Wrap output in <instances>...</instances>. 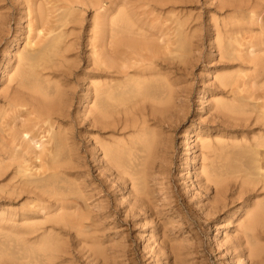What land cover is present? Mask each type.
Returning a JSON list of instances; mask_svg holds the SVG:
<instances>
[{
    "label": "rangeland",
    "instance_id": "obj_1",
    "mask_svg": "<svg viewBox=\"0 0 264 264\" xmlns=\"http://www.w3.org/2000/svg\"><path fill=\"white\" fill-rule=\"evenodd\" d=\"M46 1L44 2L43 0H36L37 3H41L42 6L50 8V9H53L51 7L53 4H56L57 1H58L57 3H60L59 0H51L50 2L53 1L52 3L50 2L47 3ZM108 1L109 0H103L104 4L106 3V6L109 5ZM122 1H126V0H122ZM145 1L146 3L144 4ZM224 1H227V5L222 10V8H219L218 6L219 5L218 0H208V1L207 0H169V1L165 0V3L163 5H159V4L153 5V2H151L150 0H148L149 2L148 4H147V0H127V2H121L119 0L118 2L114 1L116 2L114 3L116 5V8L114 7V4L112 5L114 8V11L111 12V10L110 11L108 10L109 12L106 13L108 17L112 15L115 19L116 18L118 19L120 16L119 13L122 7L121 5H123L122 3H124V8L128 12V16H133L131 14L134 13L133 11H136L134 9L136 8L137 10L141 11L140 12L141 15L139 14V11H136L139 14L138 17L142 18V19L140 18L142 20L140 22L145 23L146 19L150 20L152 18V22L151 21L149 22L150 24L153 23L151 25L148 24V21H146L145 24L141 23L143 29L147 30L153 25H155L157 28L160 27L164 30L165 34L162 33L164 34L162 39L166 40L169 37L167 40L170 39V42H171L172 38L173 39L175 38L171 42V44H174L171 47V50L172 49L173 50L170 52L167 51L166 55L168 56H166L165 54H163L165 56H163L162 54H159L160 56L161 55L162 56L161 57L157 56L158 58L155 57L153 59V62L154 61L155 62L154 63L152 62L151 66L154 67L158 71L153 74L150 73V75H148L149 73L147 74L145 73L146 75H143L142 77L141 76L135 77L137 78L136 81L131 82V83H134V82L137 83L140 93L141 94L143 93L148 98L146 99L147 101L145 103L147 104L146 105L147 108L145 109L146 116H147V117L145 116V120L147 122L144 125V130H139V129H135L130 124H128L124 128H122V124L120 125L115 124L116 126L109 124L108 128L100 129L99 125H94L91 123V121H88L89 117L91 116L90 115L91 113L88 112L89 106L93 103L95 99V96L93 97V94L90 93V90L93 87V83L98 80L97 79L98 77L96 78L95 72L93 71L94 69H96V67L95 65H92L93 64L92 58L94 57V55L92 53L93 52L92 47H90L91 45H89L90 39L88 36L92 34L91 32L92 30L96 31V33L99 32L100 26H102L101 24L103 22L102 20H100L101 17H103L102 15H99V19H97V25L93 26L94 27L93 28L92 24L90 25V23H93V16H94L95 11H93V9L91 10V8H87L86 10L84 9L85 11L82 10L80 12L82 15L79 13L78 15L71 16L72 22H68L65 26L61 27L62 28L61 30L63 32L62 39L64 43H66V45L69 47L68 49L69 51H67L68 53L67 52L64 54L62 53V56H61V55H58L59 52L57 48H53L52 50L46 49L45 50L46 53L44 54L45 56H43L42 58L40 56H42L43 54H40L39 57L35 58L33 61H26L24 59H18V58L17 60L16 59L17 51L15 50L19 48L21 49V47H23L21 46V44L27 40L25 35H27L30 32L28 34L29 39L31 37L32 38L35 37L32 39V43L30 44L35 48H38L39 46H41L39 44L40 42H44V40H42L44 36L41 33L37 34L35 30L36 26L39 25V21L37 20V18H35L36 17L35 12H33L34 14L32 13L30 15V17L31 16L33 17L32 23H35V27L33 24L31 26V29L33 27L34 28L27 32V30L30 29L27 24L29 16L25 15L27 14L26 6L25 7L22 6L23 4L26 5L25 0H22L21 2L20 0H0V16L5 17V19H3L4 17L0 18L2 20V22L0 21V24H5L4 27L3 25L0 26V29L2 28L0 30V38H2L0 39V70H2L0 71V73L2 74L0 75V78L3 81L2 82L0 80L2 82L0 83V97H1L0 109L4 107L3 104L5 102V100L2 97L3 90H5L7 84L10 83L6 79L13 72L14 69L18 68L20 69V72L23 71L22 73L25 75L24 77H22L24 84H26L28 87H31L37 84L39 87L38 93L37 92L33 93L34 98L36 100L33 102H37L39 103V105L46 108L45 110H49L50 116H52L51 122L53 124V129H54V130L52 129L54 139L53 138L49 139L50 132L41 131V130L39 132V138L41 141H44V142L46 140L44 144L45 148L47 147L49 148L50 145L51 146L55 144L58 145V147L55 149H57V153H58L57 159L59 161V164H61V168H59L60 171L58 172L57 175H55L54 178H51L49 180H42L41 182H39L40 187L35 190L36 192L41 194L42 198H37L33 195V193L29 192L27 188L28 186H26L27 190L21 189L22 187H19V185L16 186V184H18L17 181L20 177L16 176L14 172L15 171L14 168L16 165L15 163L16 160H18L17 163L19 164L22 163V165L26 163L25 166L29 168L32 167L31 171L34 172V174H36L31 177L39 178L41 177L42 174H38L37 172L38 170H36L35 166H33V165L39 166V160H37L38 158L34 159L32 155H31L32 157L27 155L25 158L27 160H24V158L17 157V158H12V161L9 159L10 161L9 163L2 149L3 147L0 144V146L2 147L0 148V182L2 183V184L0 183V264L2 263L3 264H11V263L12 264H31V263L44 264L46 260H49V262H51L52 264H55V263L56 264H102V263L103 264H251V263L252 264H264V215L259 218L258 222L256 223L255 230H254L256 235L259 234L258 232H260V230L263 231L262 233H260V236L263 238L261 239V237L259 236V238L256 241L254 242L250 241L249 243H244L243 238H242V231H246V226H245L246 218H247L246 213L253 207L254 204L259 205L261 208H263V211H264V187L261 185V183H257V184L250 183L251 182L250 180L251 179L254 180L256 177V174H255L256 170H253L252 172V169L249 163V160H250V157L253 151V146L256 147V144L258 141L264 143L263 139H261L260 137H257L264 133L262 131L263 123H261L263 121L259 117L257 118V113L255 111L256 108L254 106L253 107L255 109L251 107L252 106L251 103L253 104L256 103V105L259 102L264 103V98H263L264 97V94H263L264 93V90H263L264 89V52L259 51L256 54H252V53H248V51L247 50L245 51L244 49V46H246L245 43L247 42L246 40H248L249 42L253 41L252 43L255 44V41L257 38H258L257 41L259 40L261 42L264 38L263 37L264 36L263 35L264 26L262 28V25H264V18H262L264 17V11H263L264 10V0H259L258 2H254L255 0L254 1L244 0L245 2L243 0H238V2H236L237 0H224ZM239 1L241 2L239 3ZM139 2L140 3L143 2V4H140ZM164 7L167 8V11H164L166 10ZM131 8H133V10H131ZM160 8L163 10H159ZM154 9L158 10L156 14H154L155 13L153 11ZM177 9L178 11L179 10L180 11L177 12ZM239 9L242 12L246 10L247 12H249V14L246 11L245 12L248 15L245 12L244 13L246 15L244 13H240ZM129 10H131L132 13H130ZM254 10L257 11L256 13L259 12L258 13L259 16L253 12ZM163 12L167 15L163 14ZM55 13L53 11V14H52L53 18L52 16L49 17V19H52L54 22L57 20V15L54 18ZM160 13L161 15H159ZM253 13L257 16V20L259 23L255 20L254 15L253 17H251V14ZM135 14L133 18H137L135 17L137 16ZM175 14L176 15L178 14V16H176ZM242 14L247 17L242 16ZM153 15L154 16L156 15V17H154ZM179 15L181 16V18H179L180 17ZM231 15L233 17H231ZM168 16L171 17V19ZM147 17L150 19H148ZM172 18L174 21L176 20L179 23L178 24L175 23V25L173 22H172L173 24L170 23L171 21H173ZM234 18L235 19L237 18L236 20L238 21H236ZM261 18H262V21H261ZM52 20L50 24L53 26L54 24ZM153 21L156 24H154ZM159 21H160V25L158 23ZM225 22L226 23L229 22V23L225 25L226 24ZM146 24L149 26H146ZM169 24H172L174 26L169 25ZM111 25L114 28L117 27L116 24L111 23ZM252 25L254 28H252ZM164 26L165 27L168 26L166 27L167 29ZM180 26H182V28ZM241 26H242V29L244 30H240ZM176 27H179V28H176ZM188 27H189V31H188ZM248 27L250 28L249 29L250 31L247 30ZM160 28L158 29L160 30ZM216 28H219V29H216ZM162 29L160 32L163 31ZM177 29H178L177 33L179 34L176 33ZM86 30H87V33H86ZM192 30L194 32H192ZM233 31L235 33L237 32L236 33L237 35H235ZM247 31H248V34H247ZM213 32L214 33L216 32V33L214 34ZM172 33L173 34L176 33V34L173 36ZM191 33L193 37L191 36ZM221 34H223L224 36H222ZM250 34H252V36ZM177 35L178 37L181 35L180 36L181 42L177 41L179 39L177 38ZM260 35H263V36H260ZM13 36H15L16 38ZM166 36L168 37L166 38ZM24 37L26 39L25 41L23 39ZM74 37L75 39L73 43ZM187 37H189L190 39H187ZM191 37L193 38V40ZM250 37L251 38L253 37L254 39H251ZM255 37L257 38L255 39ZM68 41H69L70 46L68 45ZM241 41L245 42V43H242L244 46L240 45ZM259 41L258 43H260ZM10 42L13 44H11ZM33 42L39 43L37 44L39 46L36 47L35 46L36 44H34ZM162 42L163 41H160V44ZM75 44L77 46H75ZM178 44H180L179 45L181 47L180 50L179 48L178 49L176 48V46L178 47ZM14 45L17 46V48ZM22 45H24V43ZM5 48H7L8 50ZM188 48L189 49L192 48L190 49L192 51H190ZM255 48L257 49V47ZM122 49L123 48L119 49V51H121ZM174 49L175 50L177 49V51H175ZM235 49L237 53L235 52ZM242 49L246 53H243L244 51ZM238 50L241 54L238 52ZM80 51H81V54H80ZM87 53L90 55H87ZM234 54L236 55V57L238 56L236 60H235L236 57H234L235 56ZM67 55H69V57L66 58ZM86 55L88 56L89 61L86 60L87 59ZM239 55H241L242 57L241 56L239 57ZM10 56H12L13 58ZM116 56H117V59H119L118 57L121 56L118 53V51L116 53ZM258 56L261 57V59L257 63H251L250 60H248L250 57L254 58ZM164 57H167V59H165ZM168 57L170 58L169 60H168ZM175 57H177L178 59ZM10 58L12 59V62ZM58 59H60L61 62H59ZM117 59L116 61L118 62ZM84 60L87 61L85 64H84L85 62ZM245 60H247L248 62ZM170 61L174 64L172 65ZM7 62L11 63L10 64L11 66L7 65L8 64ZM39 62L41 64H39ZM89 62L91 63L89 64ZM74 63L76 65H73ZM233 63L234 65L236 64L234 67H233ZM88 64L90 66H88ZM247 64H249L248 67H247ZM63 65H65V67H63ZM163 65L167 66L165 67V69L167 70L170 68L169 69L170 72L169 71L167 72V70H164ZM237 65L239 66L240 69L238 68ZM92 66H94L95 68H93ZM251 66L255 70H253ZM11 67H13V69ZM69 67L71 68V70H69ZM161 67L163 68V70L161 69ZM66 68L68 72L66 71ZM52 70H55V72L52 73L51 72ZM35 71H38L37 75H35L34 73ZM62 71H64V73H62ZM90 71L92 73L88 74V72ZM237 71L239 73L241 72L240 76L237 75L238 73ZM76 72L78 73L82 72V73L78 74ZM244 72H247L246 73L247 76L251 74L250 75L251 78H248L250 76L246 77L245 74L242 75ZM57 73L58 74L62 73V74H60V76L56 78V75H58ZM84 73H85L86 78L83 76ZM47 75H50V76H47ZM144 76H146L147 79ZM258 76L260 79L258 78ZM168 77L171 79H169ZM84 78L86 80H84ZM172 79L173 80L175 79V80L173 81ZM223 79H227L229 83L222 84ZM232 79L233 80L236 79V82L235 80L233 81ZM237 80L239 83L237 82ZM67 81L69 82V85H67L68 84ZM178 81H180V83ZM216 81H217V84H216ZM232 81H233V84H231ZM60 82L62 86L60 85ZM88 82H90L91 84ZM211 82L212 83L215 82V83L212 84ZM171 83H174L175 86H172ZM11 84H13V82ZM214 84L216 85L214 86ZM237 86L239 89L241 88L242 89L237 91L238 90ZM86 87L87 88L89 87L88 91H86L87 90ZM228 87H232V89ZM173 88H176V89H173ZM230 89H231L232 95L237 96V99L241 98V97H238L239 95H241L242 98L245 99L246 102L244 103L242 101H238L234 99L235 97L230 94V91H229ZM64 90H67V91H64ZM225 90H227L226 93H225ZM214 91L217 94L214 93ZM251 91H252V94H250ZM39 92L41 93L40 95H39ZM176 92H179V95ZM218 92L219 94H221L222 92V95H218ZM86 93H87V96H86ZM88 94L92 96L90 95L88 96ZM177 95L178 97L176 99ZM250 95H253V96H250ZM228 96H231V97H228ZM84 97H88V99ZM37 98H39V100ZM199 98H202V99H199ZM251 98L252 100H250ZM60 99L62 102L60 101ZM260 99H263V101L261 100L262 101L261 102ZM183 100L185 101V103ZM151 103L153 104L155 103L154 108L151 107V105H149ZM168 104H171V105H168ZM176 104H178L179 106L178 105L176 106ZM181 104L182 105L184 104V105L182 106ZM222 105H224L223 107L225 108H223ZM25 106L27 109L23 106L24 108L22 111H25V109L29 110L30 108H32L28 104H26ZM19 107H17L18 110H21L22 107L20 108ZM172 107L174 110L171 109ZM222 108L225 110H222ZM166 111H168V114L166 113ZM11 112L12 111L10 110H7L5 112V118L8 122L7 123L8 125L6 127H4L3 125V128H2L1 127L2 125L0 124V127L3 129L2 130L3 132L7 130L5 133H2L0 129L1 131L0 136H2L4 139L8 138L9 132L11 133V131L15 128L14 124L24 125L25 128H29V129L32 126V125L30 126L29 123H30V119L34 118V114H29L27 113L28 111H26L24 112L25 115H23L24 114L23 112L20 113V111H18L20 116L17 115V120H15L16 122H14L12 121V116L15 115V113L13 112L11 113ZM222 113L224 116L222 115ZM6 114H10V115H6ZM176 114L178 117L173 118L174 115L176 117ZM159 116H161L160 119H159ZM251 117L254 119L252 120ZM18 118L21 119V121L18 120ZM57 118H59V121ZM148 118H150V120ZM169 118H171L170 121H168ZM151 120L154 123L153 125H151L152 122L149 125V122ZM222 120H224L225 122H223ZM249 121H251V123ZM227 122L230 124H228ZM236 123H240V126L235 127L234 124ZM161 124L163 125V127ZM45 125H46V128H48L47 122H43V123L39 122L36 125L32 126L31 129L34 128V130H31V131L38 130L39 126H44L45 128ZM154 125H155V129L157 128L156 126H158L157 129H160L159 130L160 135L158 134V132L155 133L154 135V132H155V129H153ZM86 126L89 129L85 128ZM215 126H218V127H215ZM254 127L255 128L258 127L257 128L258 130L255 129ZM64 128L66 129L68 133H66ZM113 128H115L116 130ZM161 128L164 129V132H163V129L161 130ZM219 129H221L222 131ZM101 131H103L104 134ZM258 131H259V134H258ZM207 134L209 136L211 135L210 136L211 138ZM5 135H6V138H5ZM40 135L42 136L40 137ZM198 135L199 136L202 135V136L199 137ZM45 136L48 138V140L46 139ZM102 137H104L105 139H103ZM185 137L186 139H184ZM183 139L185 140L184 143H183ZM205 141H208L210 144H212L210 147L211 153L208 154V156L207 154L206 156L204 155L205 154L204 151L206 149L202 147V144ZM66 142L68 143V146ZM251 142L253 144H251ZM0 143H1V139H0ZM192 143L193 144L195 143V145L197 146L193 145ZM151 144L155 145V146L153 145L154 150ZM159 144L161 145L159 146ZM167 144L169 145V147L167 146ZM189 145L191 146V148L189 147ZM51 146L50 148H52ZM240 146H242V148ZM157 148L158 150L160 148L159 152L157 151ZM189 148H190V151H189ZM256 148L260 152L263 151L262 146H259ZM44 153H47V149L43 152V154ZM68 154H72V155L68 156ZM155 154L157 155L154 156ZM194 154L195 156H193ZM113 155L115 156V160H116L114 166L107 163L108 160ZM72 156L76 161L72 158ZM146 156L148 158H146ZM96 157H100V159L99 158L97 159ZM166 158H167V161H166ZM150 159L153 160L151 161V163L153 162L152 165L149 162ZM145 160H146V163H145ZM147 160L149 163H147ZM35 162H37V164ZM7 163H9L8 166H7ZM78 163L79 164L81 163V164L78 165ZM148 164H150L151 167L153 166L152 167L153 170L150 169V166H148ZM10 167H11V170L13 169L12 170L13 174H12V171L10 170ZM158 167L161 170H159ZM114 168L116 171L114 170ZM195 168H197V170ZM145 169L146 171L144 174L143 171ZM77 171H78V174H77ZM147 171H148V174H147ZM149 171H151L150 173L153 174L154 177L152 175L150 177ZM196 171H198L199 173ZM263 171H264V168H263ZM27 172H30V171H27ZM66 172L68 173L66 174ZM98 173H100L101 175H99ZM74 174H75V180L73 179ZM111 175L113 176L112 179H111L112 177ZM207 175H208V179L206 180ZM100 176H104V177H100ZM197 176L199 179L197 178ZM146 177L148 178V180ZM22 179H26V177H22ZM195 179L196 181H194ZM121 180H124L125 183H123V181ZM146 180L147 182H145ZM215 181L219 182L220 185H222L223 187L226 186V190H227L225 194L226 200L225 201L222 200L220 202L219 206L221 208H218V209L213 207L214 203H217V202L219 203V201H217L219 199V196L217 192H215V187H214ZM78 182L83 183V184L82 183L80 184L81 188L78 186L79 185ZM84 182H85V185H87L86 188H85ZM240 182H243L241 189L239 188V185H238ZM66 183L69 186L66 185ZM147 183H148V186H147ZM81 185L82 186L84 185V187H82ZM202 186H204V188ZM84 188H85V191H84ZM147 188H149L150 191ZM254 188H255V191H253ZM146 190H148L149 192ZM50 193L52 196L50 195ZM149 193L151 194V196ZM87 194L91 196L93 194V196L90 197ZM29 196L30 197L32 196L33 198L31 197L32 198L31 199ZM49 196L51 197L48 198ZM60 197L63 202L62 204H60L61 209L56 203V201H54ZM85 198L87 201L85 200ZM88 198L89 199L91 198L90 201L95 204L94 205L95 207L93 206V203H91L90 201L88 202L89 200ZM148 198L150 200H148ZM77 201H79V205ZM99 203L100 205H102V209H104L103 211H101L102 209ZM103 205L104 206L108 205V206L107 207L105 206L106 208H104ZM142 205L144 207H142ZM245 205H248L249 207ZM87 206H88V209H87ZM210 206L211 208H209ZM52 207H53V210L55 209L54 211L52 210ZM8 208L12 212H10L9 210L7 211ZM213 208L216 209V212ZM105 209L109 211L107 212ZM89 211L91 212L89 213ZM102 212H104L107 217H103L105 215H103L104 213ZM207 212L208 213L210 212V214H208ZM47 213L51 217L52 216L54 217L58 213L69 214L70 215L69 218H72V217L76 218L77 215L82 213V214H85L87 218L85 219L86 221L84 220L82 226L76 227L75 225L73 226L67 225V226H62L63 228L62 230H60L57 227L52 228L49 222L46 221L45 215H47ZM88 214H90V216ZM94 218H95V222L92 221L94 220ZM98 218H99V221H98ZM36 222L37 224H35ZM30 224L35 225V227L37 228V230L33 233H28V230H30ZM97 224L100 227L96 226ZM2 225L4 227H2ZM98 230L100 233L98 232ZM74 232L78 234H75ZM46 233L50 234L51 237H54L52 243L49 242L48 244L49 245L54 244L58 246L61 245L59 246L61 247L60 249L61 252L59 250L55 251L53 252V256L42 254L43 252L40 250V247H42L43 245L39 243V240L43 238ZM86 236L87 238H84ZM85 239L86 240L89 239L87 240V242L93 239L95 243L92 241L90 245V242L87 243ZM95 239L97 241H95ZM229 241L231 242V245ZM92 243L94 245H92ZM249 247H252V248L256 247L260 252L259 255L251 258L248 254ZM232 252L235 253L234 254L235 256L233 255ZM101 254H104V255H101ZM101 257L103 258L101 259ZM60 259H63V260L60 261ZM63 261H66V263ZM71 261L74 263H72Z\"/></svg>",
    "mask_w": 264,
    "mask_h": 264
},
{
    "label": "bare ground",
    "instance_id": "obj_2",
    "mask_svg": "<svg viewBox=\"0 0 264 264\" xmlns=\"http://www.w3.org/2000/svg\"><path fill=\"white\" fill-rule=\"evenodd\" d=\"M22 0H20V2H21ZM44 2L46 1V0H43ZM51 0H47L46 2L48 3V2H50ZM60 1V3H57L56 1V4H58V5H56V4H53L52 5V7L51 8H53V9H50V8H47V7H44V6H42V4L41 3H37L36 2V0H25V3H26V5H24L23 3V5L22 6H26V12H27V14H25V15H28L29 17H28V22H27V24H28V27L30 28L29 30H27V32L28 31H30V30H32L34 27H35V23H32V19H33V17L31 16L30 17V15L33 13V12H35V15H36V17L35 18H37V20L39 21V25H37L36 26V28H35V30H36V32H37V34H39V33H41L43 36H44V38L42 39V37H41V39L42 40H44V42H40V44L39 43H36V42H33L34 44H36L35 46L37 47V46H39V45H41V46H39L38 48H35V47H33L32 45H30L31 43H32V39L33 38H35V37H31L30 39H29V37H28V34L30 33H28L27 35H25L26 36V39H25V37L23 38L24 39V41L25 42H23L24 43V45H22L21 44V46H23V47H21V49L19 48V49H17V50H15V51H17L16 53H17V55H16V59L18 58V59H24V60H26V61H33L35 58H38L39 57V55L40 54H43L42 56H40L41 58L43 57V56H45L44 54L46 53L45 52V50L46 49H49V50H52L53 48H57V50H58V52H59V54L58 55H61L62 56V53L64 54V53H66L67 51H69L68 49H69V47L66 45V43H64V41H63V32H62V28L61 27H63V26H65L68 22H72V17L71 16H73V15H78L82 10L83 11H85L87 8H91V10L93 9V11H95L94 12V16H93V23H90V25L92 24V27L93 26H95V25H97V19H99V15H102L103 17H101V19L100 20H102L103 22H102V26H100V29H99V32L98 33H96V31H91L92 32V34L90 35V36H88L89 37V39H90V44L89 45H91L90 47H92V53H93V55H94V57L92 58V65H95V67H96V69H94L93 71L95 72V76H96V78L98 79L96 82H94L93 83V87H92V89L90 90V93H92L93 94V97L95 96V99H94V101H93V103L89 106V110H88V112L89 113H91L90 115V117H89V120L88 121H91V123L92 124H94V125H99V127H100V129H103V128H108L109 126V124L110 125H117V124H122V128H124L125 126H127L128 124H130L132 127H134L135 129H139V130H144V125H145V123L147 122L146 120H145V116H146V105L147 104H145L146 103V99H148L147 98V96L146 95H144L143 93L141 94L140 93V91H139V89H138V86H137V83H131L132 81H136V79L137 78H135V77H138V76H143V75H146L147 73H149L148 75H150V73H156L158 70H156L154 67H152L151 66V64H152V62H153V59L155 58V57H157V56H160L159 54H167V51H172L171 50V47H172V45H174V44H171V42H172V40H174L172 37V40H171V42H170V39L169 40H167L169 37L168 36H166V40L165 39H162L163 38V36H164V30L162 29V28H160V27H158V28H160V30L155 26V25H153L152 27H148L149 29H147V30H145V29H143V27H142V24L144 23H142V22H140V21H142L138 16H139V14L141 15V11H139V10H137L136 8H134L136 11H139V14H138V12H136V11H133L134 13H132L131 12V10H133V8H131V10H129V12L130 13H132L131 15H133V16H128V12L125 10V8H124V3H122L123 5H121L122 7H121V10H120V13H119V18L117 19H115L112 15L111 16H109L108 17V15L106 14L107 12H109L110 10H111V12L112 11H114V8H113V4L114 3H116V2H118L119 0H109L108 2H109V5L108 6H106V3L104 4V2H103V0H59ZM114 1H116V2H114ZM121 2H127V0L126 1H122V0H120ZM151 2H153V5H155V4H159V5H163L164 3H165V0H150ZM166 1H169V0H166ZM208 1V0H207ZM244 1V0H243ZM242 1V2H243ZM254 1V0H253ZM259 0H255L254 2H258ZM18 2V1H17ZM20 2H19V4H20ZM53 2V1H52ZM52 2H50V3H52ZM54 2V3H55ZM120 2V3H121ZM216 2V1H215ZM218 2H219V8H222V10H223V8L227 5V1H224V0H218ZM229 2V1H228ZM233 2V1H232ZM236 2H238V0L236 1ZM241 1H239V3H240ZM245 2V1H244ZM46 3V4H47ZM140 3V2H139ZM138 3V4H139ZM146 3V1L144 2V4ZM149 2H148V0H147V4H148ZM180 3V2H179ZM246 3H248V2H246ZM45 4V5H46ZM127 4V3H126ZM140 4H143V2L142 3H140ZM146 4V5H147ZM210 4V3H209ZM120 5V4H119ZM171 5V4H170ZM174 5V4H173ZM181 5H182V3H181ZM180 5V6H181ZM55 7V8H54ZM114 7L116 8V5L114 4ZM127 7V6H126ZM163 7V6H162ZM161 7V8H162ZM166 7V6H165ZM164 7V8H165ZM172 7V6H171ZM19 8V7H18ZM128 8V7H127ZM138 8V7H137ZM144 8V7H143ZM153 8V7H152ZM159 9V10H163V9ZM214 8V7H213ZM215 8H217V7H215ZM228 8V7H227ZM23 9V8H22ZM85 9V10H84ZM129 9V8H128ZM148 9V8H147ZM157 9V8H156ZM156 9H154L153 11L155 12L154 14H156V12L158 11V10H156ZM166 10H164V11H167V8H165ZM170 9V8H169ZM229 9V8H228ZM19 10V9H18ZM17 10V11H18ZM21 10V9H20ZM109 10V11H108ZM145 10V9H144ZM152 10V9H151ZM156 10V11H155ZM219 10V9H218ZM221 10V11H222ZM234 10V9H233ZM243 10V9H242ZM22 11V10H21ZM25 11V10H24ZM53 11H54V18H55V16L57 15V22L55 21H53L52 19H49V17H51L52 16V18H53ZM149 11V10H148ZM180 11V10H179ZM178 11V9H177V12H179ZM225 11V10H224ZM232 11V10H231ZM239 11H240V9H239ZM246 10H244V12H245ZM264 11V10H263ZM20 12V11H19ZM135 12H136V14H135ZM144 12V11H143ZM173 12V11H172ZM226 12V11H225ZM244 12H242V11H240V13H244ZM247 12V11H246ZM245 12V13H246ZM255 14H257L258 15V13H256L257 11L256 10H254L253 11ZM83 13V12H82ZM129 13V14H130ZM147 13V12H146ZM229 13V12H228ZM239 13V12H238ZM244 13V14H245ZM248 14H249V12H247ZM246 13V14H247ZM251 14V17H253V15L255 16V20L258 22V20H257V16L255 15V14ZM34 14V13H33ZM81 14V13H80ZM92 14H93V12H92ZM134 14L135 15H137V16H135V17H137V18H133L134 17ZM142 14H144V13H142ZM163 14H165L164 12H163ZM174 14V13H173ZM245 14V15H246ZM247 14V15H248ZM25 15H24V17H25ZM82 15V14H81ZM159 15H161V13L159 14ZM165 15H167V14H165ZM176 15V14H175ZM182 15H183V13H182ZM185 15V14H184ZM188 15H190V14H188ZM245 15H243L242 14V16H244V17H247V16H245ZM261 15V14H260ZM154 16V15H153ZM163 16V15H162ZM171 16V15H170ZM176 16H178V14L176 15ZM175 16V17H176ZM180 16V15H179ZM241 16V15H240ZM259 16V15H258ZM262 16V15H261ZM4 17V16H3ZM2 16H0V18H3ZM154 17H156V15L154 16ZM153 17V18H154ZM165 17V16H164ZM167 17V16H166ZM169 17V16H168ZM231 17H233L232 15H231ZM27 18V17H26ZM78 18V17H77ZM77 18H76V20H77ZM81 18V17H80ZM138 18H139V20H138ZM148 18V17H147ZM170 19H171V17H169ZM179 18H181V16L179 17ZM183 18V17H182ZM216 18V17H215ZM262 18H264V17H262ZM262 18H261V21H262ZM3 19H5V17L3 18ZM148 19H150V18H148ZM164 19H166V18H164ZM170 19H169V21H170ZM221 19V18H220ZM233 19V18H232ZM235 19V18H234ZM237 19V18H236ZM235 19V20H236ZM253 19V18H252ZM259 19V18H258ZM51 20H52V22H53V26L50 24L51 23ZM80 20H82V19H80ZM172 20H173V18H172ZM181 20V19H180ZM179 20V21H180ZM234 20V21H235ZM255 20H253V21H255ZM0 21L2 22V20L0 19ZM5 21V20H4ZM92 21V20H91ZM90 21V22H91ZM140 23H139V22ZM144 21V20H143ZM146 21H148V24H150L149 22L151 21L152 22V18L150 19V20H147L146 19ZM146 21H145V23H146ZM166 21V20H165ZM176 21V20H175ZM174 20L173 21H171L170 23H174V25H175V23H179V22H175ZM229 21V20H228ZM236 21H238V20H236ZM240 21V20H239ZM245 21V20H244ZM260 21V20H259ZM76 22V21H75ZM78 22V21H77ZM98 22H100V21H98ZM154 22V21H153ZM184 22V21H183ZM187 22V21H186ZM190 22V21H189ZM56 23V24H55ZM111 23H113V24H116L117 25V27L116 28H114L112 25H111ZM142 23V24H141ZM144 23V24H145ZM159 23V25H160V21L158 22ZM162 23V22H161ZM167 23V22H166ZM172 23V24H173ZM226 23V22H225ZM227 23H229V22H227ZM227 23L225 24V25H227ZM242 23V22H241ZM253 23H255V22H253ZM259 23V22H258ZM263 23V22H262ZM261 23V24H262ZM34 24V27L31 29V26ZM140 26H139V25ZM151 24H153V23H151ZM150 24V25H151ZM154 24H156L155 22H154ZM165 24V23H164ZM163 24V25H164ZM172 24H169V25H172ZM183 24V23H182ZM233 24V23H232ZM1 25H3V27H4V25L5 24H0V26ZM159 25H157V26H159ZM174 25H172V26H174ZM217 25V24H216ZM222 25V24H221ZM257 25V24H256ZM259 25V24H258ZM145 26V25H144ZM146 26H149V25H147L146 24ZM145 26V27H146ZM177 26V25H176ZM188 26V25H187ZM192 26V25H191ZM263 26L264 25H262V28H263ZM27 27V28H28ZM162 27V26H161ZM165 27V26H164ZM166 27H168V26H166ZM165 27V28H166ZM170 27V26H169ZM181 28H182V26H180ZM184 27V26H183ZM194 27V26H193ZM213 27V26H212ZM217 27V26H216ZM219 27V26H218ZM258 27V26H257ZM71 28V27H70ZM94 28V27H93ZM98 28V27H97ZM176 28H179V27H176ZM185 28H187V27H185ZM191 28V27H190ZM222 28V27H221ZM224 28V27H223ZM238 28V27H237ZM239 28H240V26H239ZM252 28H254L253 27V25H252ZM251 28V29H252ZM2 29V28H1ZM0 29V30H1ZM67 29V28H66ZM73 29V28H72ZM91 29V28H90ZM161 29L163 30L162 32H160L161 31ZM167 29V28H166ZM173 29H175V28H173ZM172 29V30H173ZM195 29V28H194ZM213 29V28H212ZM216 29H219V28H216ZM250 28L248 27L247 28V30H249ZM259 29V28H258ZM264 29V28H263ZM64 30V29H63ZM76 30V29H75ZM88 30V29H87ZM87 30H86V33H87ZM184 30V29H183ZM232 30V29H231ZM234 30V29H233ZM240 30H244V29H242V26H241V29ZM98 31V30H97ZM168 31V30H167ZM180 31V30H179ZM188 31H189V27H188ZM196 31V30H195ZM214 31V30H213ZM220 31V30H219ZM225 31V30H224ZM227 31V30H226ZM250 31V30H249ZM253 31V30H252ZM256 31V30H255ZM34 32V31H33ZM32 32V33H33ZM72 32V31H71ZM178 32V29L176 30V33ZM192 32H194L193 30H192ZM217 32V31H216ZM215 32V33H216ZM221 32V31H220ZM219 32V33H220ZM228 32V31H227ZM230 32V31H229ZM234 32V31H233ZM254 32V31H253ZM15 33V32H14ZM89 33V32H88ZM162 33H164V34H162ZM167 33V32H166ZM176 33H172L173 34V36L176 34ZM182 33V32H181ZM214 33V32H213ZM214 33V34H215ZM235 33V32H234ZM237 33V32H236ZM235 33V35H237ZM244 33V32H243ZM257 33H258V31H257ZM259 33H261V32H259ZM170 34H171V32H170ZM177 34H179V33H177ZM247 34H248V31H247ZM246 34V35H247ZM72 35V34H71ZM74 35V34H73ZM169 35V34H168ZM222 36H224L223 34H221ZM226 35H227V33H226ZM230 35V34H229ZM232 35V34H231ZM238 35H239V33H238ZM240 35H242V34H240ZM251 36H252V34H250ZM263 35H264V33H263ZM263 35H260V36H263ZM17 36V35H16ZM32 36V35H31ZM181 36V35H180ZM180 36L178 37V35H177V38H179L177 41H180ZM191 36H192V33H191ZM257 36V35H256ZM259 36V35H258ZM13 37H15V36H13ZM28 37V38H27ZM36 37H38V36H36ZM176 37V36H175ZM193 37V36H192ZM191 37V38H192ZM213 37H215V36H213ZM239 37V36H238ZM238 37H236V38H238ZM244 37V36H243ZM243 37H241V38H243ZM247 37V36H246ZM264 37V36H263ZM16 38V37H15ZM18 38V37H17ZM20 38V37H19ZM40 38V37H39ZM71 38V37H70ZM86 38V37H85ZM176 38V39H177ZM184 38V37H183ZM222 38V37H221ZM232 38V37H231ZM251 38V37H250ZM257 37H255V39H256ZM262 38V37H261ZM0 39H2V38H0ZM40 39V40H41ZM74 39H75V37L73 38V43H74ZM77 39H78V37H77ZM187 39H190L189 37H187ZM209 39V38H208ZM210 39H211V37H210ZM216 39V38H215ZM220 39V38H219ZM240 39V38H239ZM238 39V40H239ZM246 39V38H245ZM251 39H254L253 37L251 38ZM258 39V38H257ZM257 39H256V41H257ZM70 40V39H69ZM88 40V39H87ZM192 40H193V38H192ZM191 40V41H192ZM261 40V39H260ZM263 40H264V38H263ZM262 40V42L261 41H259L260 43H258V41H257V43H256V41H255V44L254 43H252L253 41H251V42H249L248 40H246L247 42L245 43V42H242L241 41V43H240V45H243L242 43H245V45L246 46H244V49H245V51L247 50L248 51V53H252V54H256V53H258L259 51H263L264 52V47H262V46H264V41ZM15 41V40H14ZM17 41V40H16ZM23 41V40H22ZM160 41H163L161 44H160ZM176 41V42H177ZM185 41H186V39H185ZM188 41V40H187ZM11 42H12V40H11ZM10 42V43H11ZM65 42H67V41H65ZM175 42V41H174ZM181 42V41H180ZM179 42V43H180ZM189 42H190V40H189ZM209 42H210V40H209ZM225 42V41H224ZM240 42V41H239ZM15 43V42H14ZM17 43V42H16ZM73 43H72V45H73ZM76 43V42H75ZM81 43V42H80ZM86 43V42H85ZM193 43V42H192ZM191 43V44H192ZM236 43V42H235ZM11 44H13V43H11ZM10 44V45H11ZM37 44H39V45H37ZM84 44V43H83ZM176 44V43H175ZM213 44V43H212ZM234 44V43H233ZM237 44H238V42H237ZM17 45V44H16ZM68 45H69V41H68ZM88 45V46H89ZM180 44H178V47L176 46V48L178 49L179 48V50H180V46H179ZM12 46V45H11ZM10 46V47H11ZM15 46V45H14ZM32 46V47H31ZM70 46V45H69ZM75 46H77L76 44H75ZM192 46V45H191ZM232 46V45H231ZM9 47V48H10ZM16 48H17V46H15ZM74 47V46H73ZM237 47V46H236ZM255 47H257V49L255 48ZM121 48H123L121 51H119V49H121ZM238 48V47H237ZM236 48V49H237ZM5 49H7V48H5ZM15 49V48H14ZM72 49V48H71ZM88 49H89V47H88ZM177 49L175 50V51H177ZM189 49V48H188ZM190 49H192V48H190ZM189 49V50H190ZM236 49H235V52H236ZM239 49V48H238ZM4 50V49H3ZM8 50V49H7ZM10 50V49H9ZM79 50H80V48H79ZM78 50V51H79ZM90 50H91V48H90ZM240 50H241V48H240ZM243 50V49H242ZM117 51H118V53L121 55V56H119L118 58L119 59H117V56H116V53H117ZM187 51V50H186ZM190 51H192V50H190ZM244 51V50H243ZM243 52V53H246V52ZM7 52V51H6ZM55 52V51H54ZM75 52V51H74ZM238 52H239V50H238ZM14 53V52H13ZM56 53V52H55ZM68 53V52H67ZM72 53V52H71ZM89 53H91V52H89ZM172 53V52H171ZM232 53V52H231ZM237 53V52H236ZM240 53V52H239ZM238 53V54H239ZM75 54V53H74ZM80 54H81V51H80ZM169 54V53H168ZM241 54V53H240ZM10 55V54H9ZM11 55H13V54H11ZM57 55V54H56ZM57 55V56H58ZM76 55H77V53H76ZM87 55H90V54H88L87 53ZM86 55V56H87ZM118 55V54H117ZM161 55V56H162ZM165 55H163V56H165ZM171 55V54H170ZM219 55V54H218ZM231 55H233V54H231ZM235 55V54H234ZM65 56V55H64ZM75 56V55H74ZM80 56V55H79ZM160 56V57H161ZM166 56H168V55H166ZM178 56V55H177ZM241 55H239V57H240ZM6 57V56H5ZM10 57H12V56H10ZM67 57H69V55H67L66 56V58ZM71 57H72V55H71ZM77 57V56H76ZM159 57V58H160ZM170 57V56H169ZM168 57V60L171 58H169ZM174 57V56H173ZM234 57H236V55L234 56ZM238 57V56H237ZM237 57L235 58V60L237 59ZM242 57V56H241ZM245 57V56H244ZM7 58V57H6ZM6 58H5V60H6ZM13 58V57H12ZM47 58V57H46ZM48 58H49V56H48ZM65 58V59H66ZM78 58V57H77ZM86 58V57H85ZM158 58V57H157ZM165 59H167V57H164ZM175 58H177V57H175ZM232 58V57H231ZM17 59V60H18ZM52 59V58H51ZM75 59V58H74ZM84 59V58H83ZM82 59V60H83ZM116 59L118 60V62L116 61ZM163 59V58H162ZM172 59V58H171ZM178 59V58H177ZM244 59V58H243ZM260 59H261V57H254V58H252V57H250L248 60H250V62L251 63H257L258 61H260ZM9 60V59H8ZM10 60H11V62H12V59L10 58ZM9 60V61H10ZM14 60V59H13ZM59 60V62H61L60 61V59H58ZM72 60H73V58H72ZM81 60V61H82ZM87 61H89L88 60V56H87V59H86ZM155 60H157V59H155ZM168 60H167V62H168ZM238 60H240V59H238ZM8 61V62H9ZM44 61V60H43ZM69 61V60H68ZM78 61V60H77ZM85 61V60H84ZM87 61H85L84 62V64L87 62ZM161 61H163V60H161ZM164 61H166V60H164ZM245 61H247V60H245ZM7 62V63H8ZM75 62V61H74ZM155 62V61H154ZM153 62V63H154ZM171 62V61H170ZM174 62V61H173ZM238 62V61H237ZM248 62V61H247ZM246 62V63H247ZM263 62V61H262ZM6 63V62H5ZM4 63V64H5ZM68 63V62H67ZM91 62H89V64H90ZM172 63V62H171ZM11 63H8L7 65H9V66H11L10 65ZM25 64V63H24ZM23 64V65H24ZM27 64V63H26ZM39 64H41L40 62H39ZM83 64V63H82ZM83 64V65H84ZM88 64V66H90ZM161 64V63H160ZM159 64V65H160ZM174 63H172V65H173ZM231 64V63H230ZM245 64V63H244ZM6 65V64H5ZM6 65V66H7ZM13 65V64H12ZM46 65V64H45ZM49 65V64H48ZM55 65V64H54ZM67 65V64H66ZM73 65H76L75 63L73 64ZM155 65V64H154ZM166 65V64H165ZM169 65V64H168ZM176 65V64H175ZM232 65V64H231ZM236 65V64H235ZM234 65V63H233V67L235 66ZM248 65L249 64H247V67H248ZM251 65V64H250ZM5 66V67H6ZM47 66V65H46ZM70 66H72V65H70ZM157 66V65H156ZM164 66V65H163ZM228 66V65H227ZM238 66V65H237ZM241 66H242V64H241ZM43 67H45V66H43ZM52 67V66H51ZM63 67H65V65H63ZM93 68H95L94 66H92ZM160 67V66H159ZM165 67H167V66H164V70H167V69H165ZM171 67V66H170ZM175 67V66H174ZM178 67V66H177ZM250 67V66H249ZM7 68V67H6ZM9 68V67H8ZM12 69H13V67H11ZM80 68V67H79ZM238 68H239V66H238ZM242 68V67H241ZM243 68H245V67H243ZM251 68H252V66H251ZM10 69V68H9ZM42 69V68H41ZM52 69V68H51ZM60 69H62V68H60ZM159 69V68H158ZM161 69L163 70V68L161 67ZM170 69V68H169ZM169 69L167 70V72L169 71ZM240 69V68H239ZM253 69V68H252ZM5 70V69H4ZM64 70V69H63ZM69 70H71V68L69 67ZM247 70H248V68H247ZM250 70V69H249ZM253 70H255V69H253ZM263 70V69H262ZM0 71H2V70H0ZM8 71V70H7ZM6 71V72H7ZM47 71V70H46ZM66 71H67V68H66ZM80 71H82V70H80ZM83 71H85V70H83ZM174 71V70H173ZM184 71V70H183ZM6 72H4V73H6ZM23 71H21L20 72V69H14L13 70V72L7 77V81L8 82H10V83H8L7 84V86H6V89L5 90H3V93H2V97H3V99L5 100V102H4V107L2 108V109H0V124L2 125L1 127L3 128V125H4V127H6L8 124V122H7V120H6V118H5V112L7 111V110H10V111H12L13 113H15V115H13L12 116V121H14V122H16L15 120H17V115H19V112L18 111H20V113L21 112H26V111H28L27 113H29V114H34V118H32V119H30V126L32 125V126H34V125H36L37 123H39V122H47L48 123V128H46V125H45V128H44V126H39L38 127V130H36V131H31V130H34V128L33 129H31L32 128V126H31V128L29 129V128H25L24 127V125H18V124H14V129L11 131V133L9 132V137L8 138H6V135H5V138L6 139H4L2 136H0V139H1V146L3 147H1L0 146V148H2L3 149V151H4V154H5V156H6V158L8 159V161H9V159L12 161V158H17V157H19V158H24V160H27V159H25L26 158V156L27 155H29L30 157H34V159H37V160H39V166L38 165H33V166H35V169L36 170H38L37 172H38V174H42L41 175V177H39V178H32L31 176H34V175H36V174H34V172H32L31 170H32V167L31 168H29V167H27V166H25L26 165V163L24 164V165H22V163L21 164H19V163H17V161L18 160H16L15 161V163H16V165H15V174H16V176H19L20 178L18 179V181H17V183L18 184H16V186L17 185H19V187H22L21 189H26V186H28L27 188H28V190H29V192H31V193H33V195L35 196V197H37V198H42L41 197V194H39L38 192H36V190L35 189H38L40 186V184H39V182H41L42 180H49V179H51V178H54L55 177V175H57L58 174V172L60 171L59 170V168H61V164H59V161H58V159H57V149H55V148H57L58 147V145H53V146H51L52 148H50V146H49V144H48V146H49V148L47 147V148H45V142H46V140H45V142L44 141H41L40 140V138H39V132H40V130L41 131H47V132H50V134H49V139L50 138H53V132H52V129H53V124H52V122H51V118H52V116H50V112H49V110H45L46 108H44L43 106H41V105H39V103H37V102H33V101H36L35 100V98H34V92L36 93H38V91H39V87H38V85L37 84H35V85H33V86H31V87H28L26 84H24V82H23V80H22V77H24L25 75L22 73ZM45 72V71H44ZM52 73H54L55 72V70H52L51 71ZM68 72V71H67ZM70 72V71H69ZM93 72V73H94ZM163 72H165V71H163ZM170 72V71H169ZM234 72V71H233ZM238 72V71H237ZM259 72V71H258ZM35 73V75H37L38 74V71H35L34 72ZM49 73V72H48ZM62 73H64V71H62ZM62 73H60V74H62ZM76 73H78V72H76ZM80 73V72H79ZM78 73V74H79ZM82 73V72H81ZM80 73V74H81ZM89 73H92L91 71L90 72H88V74ZM146 73V74H145ZM215 73V72H214ZM246 73L247 72H244L242 75H244L245 74V76L246 77H248V76H250L251 74H249L248 76L246 75ZM9 74V73H8ZM47 74V73H46ZM58 74V73H57ZM60 74H58V75H56V78L58 77V76H60ZM66 74H68V73H66ZM69 74H71V73H69ZM252 74H253V72H252ZM256 74V73H255ZM255 74H254V76H255ZM0 75H2L1 73H0ZM44 75H45V73H44ZM54 75V74H53ZM53 75H51V76H53ZM75 75V74H74ZM77 75V74H76ZM87 75V74H86ZM168 75V74H167ZM216 75H218V74H216ZM237 75L238 76H240L241 75V72L239 73H237ZM259 75V74H258ZM4 76V75H3ZM7 76V75H6ZM47 76H50V75H47ZM55 76V75H54ZM83 76L85 77V73L83 74ZM89 76V75H88ZM163 76H165V75H163ZM73 77V76H72ZM145 78H146V76H144ZM150 77V76H149ZM165 77H167V76H165ZM170 77V76H169ZM168 77V78H169ZM220 77V76H219ZM236 77V76H235ZM235 77H233V78H235ZM261 77V76H260ZM3 78V77H2ZM4 78H6V77H4ZM50 78V77H49ZM55 78V79H56ZM86 78V77H85ZM84 78V80H86ZM88 78V77H87ZM90 78V77H89ZM94 78V77H93ZM153 78V77H152ZM167 78V79H168ZM174 78V77H173ZM213 78V77H212ZM245 78V77H244ZM248 78H251V76L250 77H248ZM258 78H259V76H258ZM63 79V78H62ZM147 79V78H146ZM167 79H165V80H167ZM169 79H171V78H169ZM168 79V80H169ZM247 79V78H246ZM256 79V78H255ZM260 79V78H259ZM0 80H1V78H0ZM47 80V79H46ZM58 80H59V78H58ZM65 80V79H64ZM68 80V79H67ZM143 80V79H142ZM173 80V79H172ZM171 80V81H172ZM175 80V79H174ZM173 80V81H174ZM233 80V79H232ZM235 80V82H236V79H234ZM233 80V81H234ZM243 80H245V79H243ZM248 80V79H247ZM251 80V79H250ZM253 80V79H252ZM2 81V80H1ZM0 81V83H2ZM5 81V80H4ZM61 81V80H60ZM170 81V82H171ZM233 81H232V83L231 84H233ZM258 81V80H257ZM262 81V80H261ZM6 82V81H5ZM13 82V84H11ZM65 82V81H64ZM68 82V81H67ZM66 82V83H67ZM179 83H180V81H178ZM177 82V83H178ZM231 82V81H230ZM234 82V83H235ZM237 82H238V80H237ZM244 82V81H243ZM247 82V81H246ZM254 82H255V80H254ZM63 83V82H62ZM70 83H72V82H70ZM81 83V82H80ZM83 83V82H82ZM88 83H90V82H88ZM212 83V82H211ZM213 83H215V82H213ZM212 83V84H213ZM229 83V81L227 80V79H223L222 80V84H228ZM239 83V82H238ZM249 83V82H248ZM260 83V82H259ZM91 84V83H90ZM89 84V85H90ZM172 84V86H175L174 85V83H171ZM216 84H217V81H216ZM216 84H214V86L216 85ZM241 84V83H240ZM243 84V83H242ZM256 84V83H255ZM261 84V83H260ZM60 85H61V82H60ZM66 85V84H65ZM67 85H69V82H68V84ZM71 85V84H70ZM84 85V84H83ZM86 85H87V83H86ZM2 86V85H1ZM59 86V85H58ZM62 86V85H61ZM64 86V85H63ZM179 86V85H178ZM226 86V85H225ZM245 86V85H244ZM251 86V85H250ZM65 87V86H64ZM180 87V86H179ZM233 87H234V85H233ZM242 87V86H241ZM87 88V87H86ZM89 88V87H88ZM88 88H87V90L86 91H88ZM181 88V87H180ZM228 88H231L232 89V87H228ZM228 88H226V89H228ZM236 88V87H235ZM30 89V90H29ZM62 89V88H61ZM173 89H176V88H173ZM179 89V88H178ZM222 89V88H221ZM231 89L229 90L230 91V94L232 93L231 92ZM234 89V88H233ZM237 91H239V90H241V89H239L238 88V86H237ZM245 89V88H244ZM262 89V88H261ZM83 90V89H82ZM215 90V89H214ZM260 90V89H259ZM264 90V89H263ZM64 91H67V90H64ZM92 91V92H91ZM173 91V90H172ZM226 91L227 90H225V93H226ZM228 91V92H229ZM236 91V90H235ZM224 92V91H223ZM227 92V93H228ZM243 92V91H242ZM174 93V92H173ZM176 93H178V95H179V92H176ZM186 93V92H185ZM214 93H216L215 91H214ZM224 93V94H225ZM41 93L39 92V95H40ZM172 94V93H171ZM184 94V93H183ZM187 94V93H186ZM200 94V93H199ZM204 94V93H203ZM213 94V93H212ZM217 94V93H216ZM229 94V95H230ZM242 94H244V93H242ZM250 94H252V91H251V93ZM264 94V93H263ZM74 95V94H73ZM83 95V94H82ZM90 94H88V96H89ZM178 95L176 96V99H177V97H178ZM218 95H222V92H221V94H219V92H218ZM232 95V94H231ZM236 95V94H235ZM257 95V94H256ZM86 96H87V93H86ZM90 96H92V95H90ZM225 96V95H224ZM223 96V97H224ZM232 96H234V95H232ZM250 96H253V95H250ZM36 97V96H35ZM92 97V98H93ZM212 97H213V95H212ZM214 97H215V95H214ZM222 97V98H223ZM226 97V96H225ZM228 97H231V96H228ZM235 98L234 99H236V100H238V101H242V102H246L245 101V99H243L242 98V96L241 95H239L238 97H241V98H238L237 99V96H234ZM40 98V97H39ZM39 98H37L38 100H39ZM44 98H45V96H44ZM83 98V97H82ZM84 98H87L88 99V97H84ZM183 98H185V97H183ZM227 98V97H226ZM264 98V97H263ZM0 99H1V97H0ZM47 99V98H46ZM80 99V98H79ZM175 99V100H176ZM179 99V98H178ZM199 99H202V98H199ZM228 99V98H227ZM230 99V98H229ZM83 100V99H82ZM247 100V99H246ZM250 100H252V98L250 99ZM249 100V101H250ZM254 100V99H253ZM263 101V99H260V101ZM60 101H61V99H60ZM80 101V100H79ZM84 101V100H83ZM88 101V100H87ZM184 101V100H183ZM182 101V102H183ZM229 101V100H228ZM261 101V102H262ZM62 102V101H61ZM60 102V103H61ZM162 102V101H161ZM87 103V102H86ZM184 103H185V101H184ZM26 104H28L30 107H32V108H30L29 110H26L27 108H26ZM62 104V103H61ZM84 104V103H83ZM155 104V103H154ZM153 103H151V104H149V105H151V107H155V105H154ZM248 104V103H247ZM88 105V104H87ZM163 105V104H162ZM168 105H171V104H168ZM173 105V104H172ZM178 104H176V106H177ZM182 105V104H181ZM184 105V104H183ZM182 105V106H183ZM246 105V104H245ZM251 107H255L256 108V113H257V118L259 117L263 122H261V123H263V132H264V103H258L257 105H256V103H251ZM22 107L21 108V110H18V108L17 107ZM26 108L25 109V111H22L23 110V108L24 107ZM175 106V107H176ZM179 106V105H178ZM224 105H222V107H223ZM231 106H233V105H231ZM239 106V105H238ZM238 106H236V107H238ZM19 107V108H20ZM87 107V106H86ZM243 107V106H242ZM253 107V108H254ZM223 108H225V107H223ZM222 108V110H225V109H223ZM254 108V109H255ZM150 109V108H149ZM171 109H173V107L171 108ZM212 109V108H211ZM228 109H230V108H228ZM237 109V108H236ZM174 110V109H173ZM175 110H176V108H175ZM218 110V109H217ZM83 111V110H82ZM86 111V110H85ZM162 111V110H161ZM171 111V110H170ZM179 111V110H178ZM11 112V113H12ZM222 112V111H221ZM69 113V112H68ZM166 113L168 114V111H166ZM28 114V115H29ZM54 114V113H53ZM159 114V113H158ZM6 115H10V114H6ZM23 115H25V113L23 114ZM153 115V114H152ZM179 115V114H178ZM222 115H223V113H222ZM226 115H227V113H226ZM20 116V115H19ZM22 116V115H21ZM67 116V115H66ZM224 116V115H223ZM234 116V115H233ZM57 117V116H56ZM55 117V118H56ZM147 117V116H146ZM173 117V116H172ZM178 116H177V114H176V117H175V115H174V117L173 118H177ZM29 118V117H28ZM54 118V117H53ZM161 118V116H159V119ZM223 118V117H222ZM221 118V119H222ZM252 118V117H251ZM24 119V118H23ZM22 119V120H23ZM58 119V121H59V118H57ZM82 119H83V117H82ZM149 120H150V118H148ZM147 119V120H148ZM163 119V118H162ZM227 119V118H226ZM233 119H235V118H233ZM254 118H252V120H253ZM11 120V119H10ZM18 120H20L21 121V119H19L18 118ZM171 120V118H169L168 119V121H170ZM238 120V119H237ZM248 120V119H247ZM9 121V120H8ZM87 121V120H86ZM162 121V120H161ZM168 121H166V122H168ZM223 122H225L224 120H222ZM11 122V121H10ZM23 122V121H22ZM152 122V120L149 122V125H150V123ZM172 122V121H171ZM250 123H251V121H249ZM24 123V122H23ZM56 123H57V121H56ZM60 123V122H59ZM163 123V122H162ZM228 123V122H227ZM234 123V122H233ZM28 124V125H29ZM46 124V123H45ZM62 124V123H61ZM60 124V125H61ZM88 124H90V123H88ZM154 123L152 122V124L151 125H153ZM157 124V123H156ZM165 124V123H164ZM228 124H230V123H228ZM11 125V124H10ZM9 125V126H10ZM115 125V126H116ZM160 125V124H159ZM162 125V124H161ZM13 126V125H12ZM89 126V125H88ZM170 126V125H169ZM173 126V125H172ZM234 126L236 127V126H240V123H236V124H234ZM0 127V129H1V131L3 130L2 128ZM67 127V126H66ZM91 127V126H90ZM112 127V126H111ZM119 127V126H118ZM157 128H158V126H156ZM161 127V126H160ZM159 127V128H160ZM162 127H163V125H162ZM167 127V126H166ZM215 127H218V126H215ZM8 128V127H7ZM63 128V127H62ZM85 128H87V126L85 127ZM92 128V127H91ZM116 128V127H115ZM115 128H113V129H115ZM156 128V129H157ZM175 128V127H174ZM255 128V127H254ZM258 128V127H257ZM257 128H255V129H257ZM29 129V130H28ZM61 129V128H60ZM65 129V128H64ZM87 129H89V128H87ZM118 129V128H117ZM153 129H155V125H154V128ZM155 129V132H154V135H155V133H157L158 132V134H159V130L160 129H157L156 130ZM163 128H161V130H162ZM167 129V128H166ZM169 129V128H168ZM218 129V128H217ZM261 129V128H260ZM54 130V129H53ZM99 130V129H98ZM116 130V129H115ZM128 130V129H127ZM173 130V129H172ZM171 130V131H172ZM219 130H221V129H219ZM229 130V129H228ZM236 130V129H235ZM258 130V129H257ZM0 131V132H1ZM7 131V130H6ZM6 131H2V133H5ZM65 131H66V129H65ZM108 131V130H107ZM129 131V130H128ZM170 131V130H169ZM222 131V130H221ZM226 131H227V129H226ZM254 131V130H253ZM261 131V130H260ZM95 132V131H94ZM101 132H103V131H101ZM101 132H100V134H101ZM106 132V131H105ZM109 132H111V131H109ZM120 132V131H119ZM124 132V131H123ZM161 132V131H160ZM163 132H164V129H163ZM162 132V133H163ZM168 132V131H167ZM220 132V131H219ZM236 132V131H235ZM263 132H261V133H263ZM66 133H68L67 131H66ZM65 133V134H66ZM87 133V132H86ZM85 133V134H86ZM89 133V132H88ZM98 133V132H97ZM96 133V134H97ZM115 133V132H114ZM118 133V132H117ZM215 133V132H214ZM222 133V132H221ZM254 133V132H253ZM252 133V134H253ZM7 134V133H6ZM45 134V133H44ZM103 134H104V132H103ZM112 134H113V132H112ZM121 134V133H120ZM119 134V135H120ZM125 134V133H124ZM157 134V135H158ZM182 134V133H181ZM258 134H259V131H258ZM2 135V134H1ZM4 135V134H3ZM43 135V134H42ZM42 135H40V137L42 136ZM117 135V134H116ZM160 135V134H159ZM164 135V134H163ZM208 135V134H207ZM218 135V134H217ZM228 135V134H227ZM263 135V136H262ZM262 135H260V136H257V137H260L261 139H263V142H264V133L262 134ZM44 136V135H43ZM98 136V135H97ZM102 136V135H101ZM199 136V135H198ZM200 136H202V135H200ZM199 136V137H200ZM209 136V135H208ZM211 136V135H210ZM209 136V137H210ZM215 136H216V134H215ZM221 136H222V134H221ZM254 136V135H253ZM253 136H252V138H253ZM46 137V136H45ZM44 137V138H45ZM47 137H48V135H47ZM46 137V139L48 140V138ZM54 137H56V136H54ZM66 137V136H65ZM85 137V136H84ZM89 137V136H88ZM154 137H156V136H154ZM235 137V136H234ZM67 138V137H66ZM103 139H105L104 137H102ZM107 138V137H106ZM160 138H161V136H160ZM170 138V137H169ZM195 138V137H194ZM211 138V137H210ZM228 138V137H227ZM236 138V137H235ZM42 139V138H41ZM54 139V138H53ZM52 139V140H53ZM87 139V138H86ZM166 139V138H165ZM184 139H186V137L184 138ZM183 139V143H184V140ZM189 139V138H188ZM197 139V138H196ZM199 139V138H198ZM207 139H208V137H207ZM225 139V138H224ZM229 139H230V137H229ZM241 139V138H240ZM247 139V138H246ZM246 139H244V140H246ZM249 139V138H248ZM63 140H65V139H63ZM154 140H155V138H154ZM217 140V139H216ZM253 140V139H252ZM256 140H257V138H256ZM151 141H152V139H151ZM158 141V140H157ZM163 141V140H162ZM191 141V140H190ZM48 142V141H47ZM50 142V141H49ZM54 142V141H53ZM154 142H156V141H154ZM159 142V141H158ZM246 142V141H245ZM67 143V142H66ZM94 143V142H93ZM126 143H127V141H126ZM168 143V142H167ZM182 143V144H183ZM191 143V142H190ZM212 143V142H211ZM248 143V142H247ZM250 143V142H249ZM51 144V143H50ZM193 144V143H192ZM246 144V143H245ZM251 144H253L252 142H251ZM152 145V144H151ZM154 145V144H153ZM152 145V147H153V150H154V146ZM158 145V144H157ZM161 144H159V146H160ZM185 145V144H184ZM193 145H195V143L193 144ZM211 145L212 144H210L208 141H205L203 144H202V147H204L206 150L204 151L205 152V156H206V154H207V156H208V154H210L211 153V151H210V147H211ZM227 145V144H226ZM243 145V144H242ZM67 146H68V143H67ZM97 146V145H96ZM167 146L169 147V145L167 144ZM195 146H197V145H195ZM259 146H262L263 147V151H259L256 147H259ZM54 147V148H53ZM100 147V146H99ZM166 147V146H165ZM164 147V148H165ZM167 147V148H168ZM184 147H186V146H184ZM189 147L191 148V146L189 145ZM241 148H242V146H240ZM245 147V146H244ZM256 147L255 146H253V151H252V155H251V157H250V160H249V163H250V166H251V169H252V172H253V170H256L255 171V174H256V177H255V179L254 180H250L251 182L250 183H254V184H257V183H261V185L264 187V171H263V168H264V143H262V142H257V144H256ZM161 148V147H160ZM160 148H159V150H160ZM190 148H189V151H190ZM192 148H194V147H192ZM36 149H38V150H36ZM47 149V153H44L43 154V152L45 151ZM186 149V148H185ZM195 149H196V147H195ZM197 149H198V147H197ZM69 150V149H68ZM99 150V149H98ZM159 150H158V148H157V151L159 152ZM167 150V149H166ZM192 150V149H191ZM261 150V149H260ZM71 151V150H70ZM69 151V152H70ZM152 151V150H151ZM163 151H164V149H163ZM188 151V150H187ZM197 151V150H196ZM96 152V151H95ZM98 152V151H97ZM108 152V151H107ZM192 152V151H191ZM199 152V151H198ZM197 152V153H198ZM263 152V153H262ZM71 153V152H70ZM148 153V152H147ZM156 153V152H155ZM165 153V152H164ZM261 153V154H260ZM150 154V153H149ZM152 154V153H151ZM168 154V153H167ZM167 154H166V156H167ZM32 155V156H31ZM69 155H72V154H68V156ZM96 155V154H95ZM157 154H155L154 156H156ZM198 155V154H197ZM196 155V156H197ZM99 156V155H98ZM101 156V155H100ZM186 156V155H185ZM193 156H195V154L193 155ZM67 158V157H66ZM72 158H73V156H72ZM71 158V159H72ZM97 159L99 158L100 159V157H96ZM146 158H148L147 156H146ZM153 158V157H152ZM164 158V157H163ZM186 158V157H185ZM196 158V157H195ZM199 158H200V156H199ZM206 158V157H205ZM30 159V158H29ZM63 159V158H62ZM74 159V158H73ZM165 159V158H164ZM204 159V158H203ZM75 160V159H74ZM96 160V159H95ZM102 160V159H101ZM198 160V159H197ZM14 161V160H13ZM20 161V160H19ZM76 161V160H75ZM105 161V160H104ZM151 161H153V160H149V162H150V164L152 165V163H151ZM164 161V160H163ZM166 161H167V158H166ZM168 161H169V159H168ZM199 161V160H198ZM6 162V161H5ZM65 162V161H64ZM85 162V161H84ZM98 162V161H97ZM115 162H116V160H115V156L113 155L109 160H108V162L107 163H109V164H111V165H115ZM148 162V160H147V163H149ZM155 162V161H154ZM9 163H10V161H9ZM9 163H7V166H8V164ZM34 163V162H33ZM36 164H37V162H35ZM145 163H146V160H145ZM159 163V162H158ZM164 163V162H163ZM198 163V162H197ZM206 163V162H205ZM81 164V163H80ZM79 163H78V165H80ZM150 164H148V166H150ZM166 164V163H165ZM203 164V163H202ZM76 165H77V163H76ZM99 165V164H98ZM147 165V164H146ZM195 165V164H194ZM206 165V164H205ZM243 165V164H242ZM31 166V165H30ZM72 166V165H71ZM82 166V165H81ZM160 166V165H159ZM200 166V165H199ZM6 167V166H5ZM4 167V168H5ZM12 167V166H11ZM11 167H10V170H11ZM78 167V166H77ZM143 167H144V165H143ZM147 167V166H146ZM153 167V166H152ZM151 166H150V169H152L153 170V168H152ZM195 167V166H194ZM13 168V167H12ZM96 168H98V167H96ZM103 168V167H102ZM149 168V167H148ZM159 168V167H158ZM9 169V168H8ZM165 169V168H164ZM167 169H168V167H167ZM196 170H197V168H195ZM6 170H7V168H6ZM13 170V169H12ZM11 170V171H12ZM88 170V169H87ZM110 170H111V168H110ZM114 170H115V168H114ZM151 170V171H152ZM159 170H161L160 168H159ZM11 171H10V173H11ZM27 171H30V172H27ZM116 171V170H115ZM145 171H146V169L143 171V173L145 174ZM151 171H149V174H150V177H151V175L153 176V174H151L150 172ZM166 171V170H165ZM3 172V171H2ZM5 172V171H4ZM73 172V171H72ZM86 172V171H85ZM108 172H110V171H108ZM107 172V173H108ZM112 172V171H111ZM155 172V171H154ZM160 172V171H159ZM158 172V173H159ZM163 172V171H162ZM196 172H198V171H196ZM68 172H66V174H67ZM74 173V172H73ZM84 173V172H83ZM199 173V172H198ZM3 174V173H2ZM9 174V173H8ZM12 174H13V171H12ZM69 174H70V172H69ZM77 174H78V171H77ZM99 175H101L100 173H98ZM109 174V173H108ZM127 174V173H126ZM147 174H148V171H147ZM157 174V173H156ZM161 174V173H160ZM163 174V173H162ZM103 175V174H102ZM110 175V174H109ZM108 175V176H109ZM113 175V174H112ZM111 175V176H112ZM118 175V174H117ZM122 175V174H121ZM5 176H7V175H5ZM9 176V175H8ZM11 176V175H10ZM69 176V175H68ZM4 177V176H3ZM22 177H26V179H22ZM100 177H104V176H100ZM154 177V176H153ZM201 177H202V175H201ZM240 177V176H239ZM7 178V177H6ZM113 178V176L111 177V179ZM122 178V177H121ZM125 178V177H124ZM147 178V177H146ZM155 178H157V177H155ZM154 178V179H155ZM197 178H198V176H197ZM234 178V177H233ZM244 178V177H243ZM5 179V178H4ZM3 179V180H4ZM56 179V178H55ZM74 180H75V174H74V178H73ZM118 179V178H117ZM123 179V178H122ZM153 179V178H152ZM151 179V180H152ZM188 179H190V178H188ZM199 179V178H198ZM208 179V175L206 176V180ZM223 179V178H222ZM103 180H104V178H103ZM125 180V179H124ZM124 180H121V181H123V183H125V181ZM127 180V179H126ZM133 180V179H132ZM145 180V179H144ZM147 180H148V178H147ZM147 180L145 181V182H147ZM107 181V180H106ZM153 181V180H152ZM194 181H196V179L194 180ZM204 181V180H203ZM234 181V180H233ZM237 181H238V179H237ZM4 182V181H3ZM15 182V181H14ZM13 182V183H14ZM149 182V181H148ZM198 182V181H197ZM221 182V181H220ZM223 182V181H222ZM1 183V182H0ZM7 183V182H6ZM11 183V182H10ZM79 183V182H78ZM82 183V182H81ZM81 183H79V187H80V184ZM108 183V182H107ZM110 183V182H109ZM112 183V182H111ZM200 183V182H199ZM2 184V183H1ZM8 184V183H7ZM83 184V183H82ZM121 184H122V182H121ZM161 184V183H160ZM192 184V183H191ZM198 184V183H197ZM230 184V183H229ZM236 184V183H235ZM66 185H68L67 183H66ZM74 185V184H73ZM84 185H85V182H84ZM84 185L82 186V187H84ZM100 185V184H99ZM107 185V184H106ZM146 185V184H145ZM227 185V184H226ZM239 188L241 189L242 188V185H243V182H240L239 184ZM69 186V185H68ZM123 186V185H122ZM147 186H148V183H147ZM146 186V187H147ZM222 185H220V183L219 182H217V181H215L214 182V187H215V192H217V194H218V196H219V199L217 200V201H219V203L217 204V203H214V205H213V207L214 208H216V209H218V208H221L220 206H219V204H220V202L222 201V200H226L225 199V194H226V186L225 187H221ZM261 186V187H262ZM10 187V186H9ZM65 187V186H64ZM78 187V188H79ZM87 187V185H85V188ZM127 187V186H126ZM203 188H204V186H202ZM213 187V188H214ZM262 187V188H263ZM81 188V187H80ZM85 188H84V191H85ZM117 188H119V187H117ZM123 188V187H122ZM230 188V187H229ZM231 188H233V187H231ZM257 188V187H256ZM17 189V188H16ZM149 191H150V189L149 188H147ZM208 189V188H207ZM14 190V189H13ZM19 190V189H18ZM27 190V189H26ZM81 190V189H80ZM83 190V189H82ZM122 190V189H121ZM126 190V189H125ZM124 190V191H125ZM148 190H146V191H148ZM238 190V189H237ZM40 191V190H39ZM70 191V190H69ZM90 191V190H89ZM148 191V192H149ZM247 191V190H246ZM253 191H255V188H254V190ZM25 192V191H24ZM86 192H88V191H86ZM3 193H5V192H3ZM16 193H18V192H16ZM67 193H68V191H67ZM85 193V192H84ZM151 193V192H150ZM149 193V194H150ZM253 193V192H252ZM15 194V193H14ZM23 194V193H22ZM254 194V193H253ZM262 194V193H261ZM24 195H26V194H24ZM50 195H51V193H50ZM83 195V194H82ZM88 195V194H87ZM120 195V194H119ZM233 195V194H232ZM252 195V194H251ZM28 196V195H27ZM52 196V195H51ZM51 196H49L48 198H50ZM88 196H90V197H92L93 196V194H92V196L91 195H88ZM87 196V197H88ZM123 196V195H122ZM150 196H151V194H150ZM248 196H250V195H248ZM257 196V195H256ZM20 197V196H19ZM18 197V198H19ZM30 197V196H29ZM32 197V196H31ZM30 197V198H31ZM43 197H44V195H43ZM67 197V196H66ZM85 197H86V195H85ZM121 197V196H120ZM148 197H149V195H148ZM17 198V199H18ZM23 198H24V196H23ZM33 198V197H32ZM31 198V199H32ZM68 198V197H67ZM78 198V197H77ZM27 199H28V197H27ZM83 199V198H82ZM89 199V198H88ZM147 199V198H146ZM249 199V198H248ZM30 200V199H29ZM34 200V199H33ZM52 200V199H51ZM85 200H86V198H85ZM84 200V201H85ZM91 200V198L88 200V202ZM99 200H101V199H99ZM129 200V199H128ZM145 200V199H144ZM148 200H150L149 198H148ZM25 201V200H24ZM54 201H56V203L58 204V206L60 207V209H61V206H60V204H62L63 202H62V199H61V197L60 198H57L56 200H54ZM66 201H67V199H66ZM73 201H75V200H73ZM87 201V200H86ZM152 201V200H151ZM223 201V202H224ZM78 202V205H79V201H77ZM91 202V201H90ZM249 202V201H248ZM6 203H7V201H6ZM10 203V202H9ZM15 203V202H14ZM13 203V204H14ZM19 203V202H18ZM86 203V202H85ZM91 203H93V202H91ZM101 203V202H100ZM100 203H99V205H100ZM140 203V202H139ZM145 203V202H144ZM2 204V203H1ZM143 204V203H142ZM212 204V203H211ZM251 204V203H250ZM4 205V204H3ZM34 205V204H33ZM32 205V206H33ZM41 205V204H40ZM49 205V204H48ZM65 205V204H64ZM81 205V204H80ZM88 205V204H87ZM95 204L93 203V206H94ZM249 205V204H248ZM248 205H245V206H248ZM9 206V205H8ZM11 206V205H10ZM53 206V205H52ZM66 206V205H65ZM104 206V205H103ZM106 207L108 206V205H105ZM104 206V208H106ZM110 206V205H109ZM225 206V205H224ZM40 207V206H39ZM42 207V206H41ZM44 207V206H43ZM62 207H63V205H62ZM71 207V206H70ZM81 207V206H80ZM83 207V206H82ZM89 207H90V205H89ZM95 207V206H94ZM100 207H101V209H102V205H100ZM127 207V206H126ZM130 207V206H129ZM142 207H144L143 205H142ZM249 207V206H248ZM68 208V207H67ZM79 208V207H78ZM93 208V207H92ZM96 208H97V206H96ZM122 208H124V207H122ZM135 208V207H134ZM209 208H211V206L209 207ZM213 208V209H214ZM246 208V207H245ZM3 209V208H2ZM39 209V208H38ZM58 209V208H57ZM87 209H88V206H87ZM130 209V208H129ZM216 209H214L215 210V212H216ZM9 210V208L7 209V211ZM18 210V209H17ZM52 210H53V207H52ZM51 210V211H52ZM55 210V209H54ZM53 210V211H54ZM90 210H91V208H90ZM92 210H94V209H92ZM104 209H102L101 211H103ZM106 210V209H105ZM126 210V209H125ZM203 210V209H202ZM10 211V210H9ZM32 211H34V210H32ZM52 211V212H53ZM63 211V210H62ZM107 211V210H106ZM109 211V210H108ZM107 211V212H108ZM6 212V211H5ZM10 212H12V211H10ZM10 212H9V214H10ZM42 212H44V211H42ZM47 212V211H46ZM91 211H89V213H90ZM100 212V211H99ZM105 212V211H104ZM104 212H102V213H104ZM203 212V211H202ZM14 213H16V212H14ZM98 213V212H97ZM208 213V212H207ZM246 213V212H245ZM6 214V213H5ZM12 214V213H11ZM20 214V213H19ZM24 214H26V213H24ZM206 214V213H205ZM208 214H210V212L208 213ZM247 214V218H246V223H245V226H246V231H242V238H243V241H244V243H249L250 241L251 242H254V241H256L258 238H259V236H260V233H262L263 231H261L260 230V232H258L259 234H257L256 235V233H255V226H256V223L258 222V220H259V218L260 217H262L263 215H264V211H263V208H261L259 205H256V204H254L253 205V207L246 213ZM21 215V214H20ZM31 215V214H30ZM42 215H43V213H42ZM89 216H90V214H88ZM103 215H105V216H103V217H107L106 216V214L104 213ZM108 215V214H107ZM14 216V215H13ZM18 216V215H17ZM23 216V215H22ZM29 216V215H28ZM34 216V215H33ZM69 214H64V213H58L57 215H55L54 217L52 216H50L48 213H47V215H45V218H46V221H48L49 222V224H50V226L53 228V227H57L58 229H60V230H62V226H67V225H69V226H73V225H75L76 227L77 226H82L83 225V222H84V220L87 218V216L85 215V214H79V215H77L76 216V218H69ZM88 216V217H89ZM91 216H92V214H91ZM231 216V215H230ZM3 217V216H2ZM25 217V216H24ZM30 217V216H29ZM38 217V216H37ZM93 217H95V216H93ZM97 217H99V216H97ZM27 218V217H26ZM33 218V217H32ZM39 218V217H38ZM15 219V218H14ZM21 219V218H20ZM24 219V218H23ZM89 219V218H88ZM12 220H13V218H12ZM25 220V219H24ZM33 220V219H32ZM86 221V220H85ZM93 222H95V218H94V220H92ZM97 221V220H96ZM98 221H99V218H98ZM88 222V221H87ZM52 223V224H51ZM90 223V222H89ZM35 224H37V222L35 223ZM48 224V223H47ZM85 224H87V223H85ZM84 224V225H85ZM92 224V223H91ZM101 224V223H100ZM242 224V223H241ZM89 225V224H88ZM93 225V224H92ZM46 226V225H45ZM87 226V225H86ZM91 226V225H90ZM96 226H99L98 224L96 225ZM95 226V227H96ZM2 227H4L3 225H2ZM10 227V226H9ZM48 227V226H47ZM100 227V226H99ZM243 227V226H242ZM6 228V227H5ZM40 228V227H39ZM45 229V228H44ZM47 229V228H46ZM66 229H67V227H66ZM69 229H71V228H69ZM76 229V228H75ZM80 229V228H79ZM242 229V228H241ZM37 230V228L35 227V225H33V224H30V230H28V233H33V232H35ZM59 230V231H60ZM78 230V229H77ZM95 230V229H94ZM96 230H97V228H96ZM102 230V229H101ZM68 231V230H67ZM81 231V230H80ZM247 231H249V232H247ZM93 232V231H92ZM96 232V231H95ZM98 232H99V230H98ZM75 234H78V233H76V232H74ZM100 233V232H99ZM98 233V234H99ZM22 234V233H21ZM67 234V233H66ZM97 234V233H96ZM100 235V234H99ZM99 235H98V237H99ZM74 236V235H73ZM72 236V237H73ZM88 236V235H87ZM87 236L86 237H84V238H87ZM92 236V235H91ZM97 236V235H96ZM237 236V235H236ZM75 237V236H74ZM78 237V236H77ZM82 237H83V235H82ZM90 237V236H89ZM93 237H95V236H93ZM261 237V236H260ZM32 238V237H31ZM53 238L54 237H51V235L50 234H45V236L43 237V238H41L40 240H39V243L41 244V245H43L42 247H40V250L43 252L42 254H47L48 256H53V252H55V251H60V249H61V247H59V246H61V245H52V244H48L49 242H51L52 243V241H53ZM79 238H81V237H79ZM263 237H261V239H262ZM64 239V238H63ZM81 239H83V238H81ZM260 239V240H261ZM29 240H30V238H29ZM80 240V239H79ZM86 240V239H85ZM85 240H83V241H85ZM87 240H89V239H87ZM87 240H86V242H87ZM239 240V239H238ZM240 240H241V238H240ZM81 241V240H80ZM82 241V242H83ZM93 241V239H91V241H88L87 243H89L90 242V245H91V242ZM95 241H97L96 239H95ZM99 241V240H98ZM27 242V241H26ZM85 242V243H86ZM94 242V241H93ZM101 242V241H100ZM240 242V241H239ZM242 242V241H241ZM80 243V242H79ZM84 243V244H85ZM86 243V244H87ZM95 243V242H94ZM98 243V242H97ZM229 243H230V245H231V242L229 241ZM82 244V243H81ZM242 244V243H241ZM92 245H94L93 243H92ZM96 245V244H95ZM238 245V244H237ZM68 246H70V245H68ZM95 247V246H94ZM69 248V247H68ZM232 250V249H231ZM70 251V250H69ZM95 251V250H94ZM61 252V251H60ZM62 252H64V251H62ZM71 252V251H70ZM74 252V251H73ZM93 252V251H92ZM99 252V251H98ZM240 252V251H239ZM84 253V252H83ZM233 253V252H232ZM259 250L256 248V247H254V248H252V247H249V256L251 257V258H253V257H255V256H258L259 255ZM78 254V253H77ZM235 253H233V255H234ZM72 255H73V253H72ZM97 255V254H96ZM101 255H104V254H101ZM241 255V254H240ZM244 255V254H243ZM80 256V255H79ZM93 256V255H92ZM100 256V255H99ZM235 256V255H234ZM75 257V256H74ZM237 257V256H236ZM90 258H91V256H90ZM103 257H101V259H102ZM68 259V258H67ZM92 259H93V257H92ZM104 259H105V257H104ZM61 260H63V259H60V261ZM66 260V259H65ZM96 260V259H95ZM94 260V261H95ZM99 260V259H98ZM97 260V261H98ZM239 260V259H238ZM100 261V260H99ZM104 261V260H103ZM56 262H57V260H56ZM58 262H59V260H58ZM63 262H65L66 263V261H63ZM67 262H68V260H67ZM72 262V261H71ZM88 262V261H87ZM239 262V261H238ZM72 263H74V262H72ZM77 263H79V262H77ZM83 263V262H82ZM89 263V262H88ZM3 264V263H2ZM12 264V263H11ZM31 264H36V263H31ZM44 264H52L51 262H49V260H46L45 262H44ZM56 264V263H55ZM103 264V263H102ZM252 264V263H251Z\"/></svg>",
    "mask_w": 264,
    "mask_h": 264
}]
</instances>
